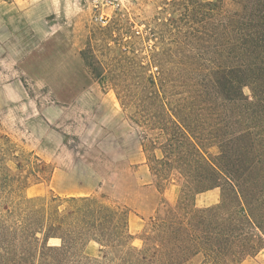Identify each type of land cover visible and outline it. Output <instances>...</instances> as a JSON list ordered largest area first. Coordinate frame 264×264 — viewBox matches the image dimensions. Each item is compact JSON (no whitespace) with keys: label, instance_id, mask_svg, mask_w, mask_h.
I'll list each match as a JSON object with an SVG mask.
<instances>
[{"label":"rangeland","instance_id":"1","mask_svg":"<svg viewBox=\"0 0 264 264\" xmlns=\"http://www.w3.org/2000/svg\"><path fill=\"white\" fill-rule=\"evenodd\" d=\"M209 15L205 7L196 13L191 0H28L19 15L0 17V133L21 161L9 163L21 178L5 190L6 202L53 193L110 197L129 207L132 244L140 246L150 217L178 201L185 180L167 171L174 186L164 196L147 162L162 153L143 149L130 115L146 108L139 103L152 79L173 99L178 66L193 52L221 61ZM140 146L146 164L138 168ZM208 153L215 159L219 149ZM252 232L264 244L261 231ZM99 249L92 241L85 251ZM241 264H264V249Z\"/></svg>","mask_w":264,"mask_h":264},{"label":"trees","instance_id":"2","mask_svg":"<svg viewBox=\"0 0 264 264\" xmlns=\"http://www.w3.org/2000/svg\"><path fill=\"white\" fill-rule=\"evenodd\" d=\"M191 4L209 12L212 52L221 61L193 52L192 62L178 66L173 99L152 79L139 103L146 108L130 115L143 149L162 153L151 163L147 157L156 186L172 183L167 171L183 176L178 201L150 217L140 246L132 244L129 207L110 197L53 193L10 206L5 190L21 177L9 163L21 161L0 133V264H241L264 248L252 232L264 239V0ZM215 187L219 203L197 207L196 195ZM92 241L100 255L86 253Z\"/></svg>","mask_w":264,"mask_h":264},{"label":"crops","instance_id":"3","mask_svg":"<svg viewBox=\"0 0 264 264\" xmlns=\"http://www.w3.org/2000/svg\"><path fill=\"white\" fill-rule=\"evenodd\" d=\"M26 4H28V0H0V17H15L21 13V8H23ZM137 155L139 156V159L135 161L136 167L141 168L146 164L145 155L143 153V150L141 149V146L140 149H137ZM173 186L174 185H172L171 183L164 190L165 197L168 198V192L170 191V189H172ZM198 200H202V203L199 205L202 207L217 204L221 200V189L219 187H215L204 192L198 193L195 197V204L197 207ZM263 249L264 248H262L258 252L259 255L261 254Z\"/></svg>","mask_w":264,"mask_h":264},{"label":"built area","instance_id":"4","mask_svg":"<svg viewBox=\"0 0 264 264\" xmlns=\"http://www.w3.org/2000/svg\"><path fill=\"white\" fill-rule=\"evenodd\" d=\"M95 18L101 23H105L107 21V16H104V15H100V17L96 16Z\"/></svg>","mask_w":264,"mask_h":264},{"label":"bare ground","instance_id":"5","mask_svg":"<svg viewBox=\"0 0 264 264\" xmlns=\"http://www.w3.org/2000/svg\"><path fill=\"white\" fill-rule=\"evenodd\" d=\"M211 201V200H210Z\"/></svg>","mask_w":264,"mask_h":264}]
</instances>
